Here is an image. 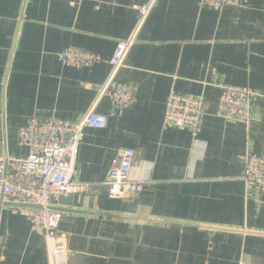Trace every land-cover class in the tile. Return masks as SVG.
<instances>
[{
    "label": "crops",
    "instance_id": "obj_1",
    "mask_svg": "<svg viewBox=\"0 0 264 264\" xmlns=\"http://www.w3.org/2000/svg\"><path fill=\"white\" fill-rule=\"evenodd\" d=\"M147 1L0 0V159L26 155L18 130L31 119L84 117ZM69 48L101 62L65 66L59 55ZM117 79L133 86L135 103L118 115L102 99L94 111L106 127L84 131L76 186L60 203L68 264H264V193H245L240 166L246 152L264 156V0L220 12L200 0H158ZM221 85L260 96L249 126L216 116ZM172 92L204 98L197 137L162 129ZM124 149L144 190L110 200L107 173ZM0 264H48L43 238L8 208Z\"/></svg>",
    "mask_w": 264,
    "mask_h": 264
},
{
    "label": "built area",
    "instance_id": "obj_2",
    "mask_svg": "<svg viewBox=\"0 0 264 264\" xmlns=\"http://www.w3.org/2000/svg\"><path fill=\"white\" fill-rule=\"evenodd\" d=\"M157 1L148 0L137 8L136 28L128 39L117 43L108 60L109 75L98 87L95 101L84 117L77 123L31 119L18 130V146L26 155L0 159V211L8 208L27 219L31 232L44 240L48 264H68L69 251L58 235L62 218L60 203L76 186V159L84 131L102 130L107 125V117L94 111L97 103L108 99L118 115L134 106L133 86L119 81L117 75ZM248 3L249 0H200V7L220 12L225 7L245 8ZM59 60L65 66L78 69L101 62L99 56L76 48L66 49ZM219 91L218 118L245 126L258 118L255 104L260 96L255 91L228 85H221ZM205 115L202 96L172 92L165 101L162 129L187 131L195 138L202 130ZM133 155L131 149H124L112 162L105 182L110 200H126L142 194L143 182L130 179ZM240 166L245 193H264V156L246 152L240 156ZM81 188L82 192L89 191L87 185Z\"/></svg>",
    "mask_w": 264,
    "mask_h": 264
}]
</instances>
